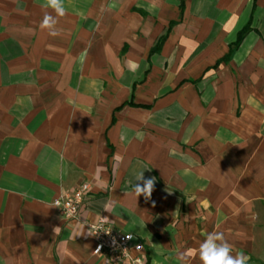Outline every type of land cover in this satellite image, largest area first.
Wrapping results in <instances>:
<instances>
[{
	"label": "crops",
	"instance_id": "crops-1",
	"mask_svg": "<svg viewBox=\"0 0 264 264\" xmlns=\"http://www.w3.org/2000/svg\"><path fill=\"white\" fill-rule=\"evenodd\" d=\"M183 1L64 0L52 37L45 0H0V264H111L91 253L101 216L147 264H201L215 231L264 264V0Z\"/></svg>",
	"mask_w": 264,
	"mask_h": 264
},
{
	"label": "built area",
	"instance_id": "built-area-1",
	"mask_svg": "<svg viewBox=\"0 0 264 264\" xmlns=\"http://www.w3.org/2000/svg\"><path fill=\"white\" fill-rule=\"evenodd\" d=\"M88 187V183L83 182L72 192L57 198L54 205L64 217L77 218ZM86 225L93 255L111 264H147L145 246L133 233L122 230L103 216L87 221Z\"/></svg>",
	"mask_w": 264,
	"mask_h": 264
},
{
	"label": "clouds",
	"instance_id": "clouds-1",
	"mask_svg": "<svg viewBox=\"0 0 264 264\" xmlns=\"http://www.w3.org/2000/svg\"><path fill=\"white\" fill-rule=\"evenodd\" d=\"M42 8L44 13L39 24L40 29L47 30L48 35L52 37L60 35L59 30L56 28V17L66 15L67 10L64 6V0H45ZM47 9H51L56 15L53 16ZM138 68L139 65L137 63H129L130 71L135 72ZM136 181H142V184L135 183L134 185L133 195L135 199L143 195L146 201L149 200L154 190L155 178L145 179L142 171L136 176ZM97 249L99 250V248ZM232 251V245L225 238V234L221 231H215L207 234L199 246L198 254L201 264H247L249 258L244 253L233 255ZM190 255L191 253H181L179 259L186 261Z\"/></svg>",
	"mask_w": 264,
	"mask_h": 264
},
{
	"label": "trees",
	"instance_id": "trees-1",
	"mask_svg": "<svg viewBox=\"0 0 264 264\" xmlns=\"http://www.w3.org/2000/svg\"><path fill=\"white\" fill-rule=\"evenodd\" d=\"M179 6H180V9L182 10L183 9V6H184V1L183 0H180V5ZM250 22H251V16L249 17V20L244 25V27L238 32L237 38H236L235 42L231 45L229 52L224 57H222L220 60H218L214 64V66L218 65L221 61L228 60L231 57V54L233 52L234 47H236L240 43V41L242 40V38L244 37V35L250 30ZM173 23H174L173 21L170 22L169 27H171V25H173ZM163 39H164V37L162 36V37H160L157 40L155 46L151 49V52H155V51H158L159 50V45L161 44V42H162Z\"/></svg>",
	"mask_w": 264,
	"mask_h": 264
}]
</instances>
